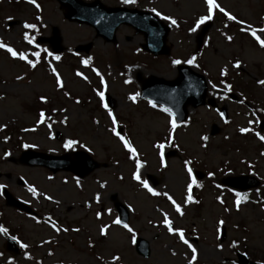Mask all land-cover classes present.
I'll use <instances>...</instances> for the list:
<instances>
[{
    "label": "rangeland",
    "instance_id": "rangeland-1",
    "mask_svg": "<svg viewBox=\"0 0 264 264\" xmlns=\"http://www.w3.org/2000/svg\"><path fill=\"white\" fill-rule=\"evenodd\" d=\"M100 1L110 7L138 8L153 14L158 11L175 19L177 24L172 25L158 16L171 25V54L155 58L141 52L142 36L127 26L117 30L115 43L107 44L96 38L92 28L64 20L54 0H35L34 4L0 0V43L25 54L21 60L0 48V190L7 188L37 214L27 216L5 207L0 194V227L26 245L20 248L17 244L20 254L13 256L5 251L0 236V264H189L192 251L180 240L177 229L196 249L192 264H234L235 251L264 264V141L259 139L264 132H258L259 116L254 112L256 108L264 110V84L257 83L264 80V48L253 44L249 29L264 27V0H215L236 19L229 21L213 9L214 25L196 54L194 34L199 27L190 29L200 16L207 15L205 0ZM10 20L17 23L8 28ZM26 23L35 27L25 28ZM25 33L32 43H26ZM256 34L264 39V33ZM39 35L47 40L55 36L59 39V60L46 55H54L49 43L39 46L38 51L30 47L37 45L33 39ZM86 44H90L87 54L73 52L76 46ZM41 51L45 57L40 56L35 67H30L27 61ZM192 55L196 56L190 65L206 77L210 97L221 103L217 96L225 81L235 87L237 102L224 101L229 107L226 123L203 106L188 108L187 120L172 128V117L138 100V81L151 75L173 80L176 71L172 61L186 63ZM84 60L88 63L83 64ZM237 61L239 67H233ZM221 69L226 73L223 76ZM53 70L61 78L59 88ZM78 71L82 76L76 75ZM99 91L112 98L113 110L101 106L96 94ZM108 111L113 113L115 125ZM41 112L44 119L37 123ZM213 123L221 129L211 137ZM113 127L116 132L121 130L131 144L135 158H130L113 134ZM241 128L249 131L242 133ZM55 132L60 134V141L55 140ZM69 140L76 141L70 146L86 151L99 163V168L84 179L65 172L52 174L17 161L25 149L61 155ZM156 144L165 145L163 153L175 150L177 157L164 159L161 167V150L154 147ZM136 160L141 163L139 170ZM186 163L192 171L215 176L194 184L197 189L189 193ZM134 172L140 180L132 178ZM145 173L158 178L159 186L152 188ZM225 174H251L261 184L237 206L235 192L218 184ZM19 179L22 185H18ZM140 181H146L154 192L167 195H152ZM190 194L200 195L201 202H186ZM112 195L126 206L131 232L112 223L118 219L110 201ZM173 201L180 207L179 213ZM165 217L173 232L164 225ZM104 226L106 234L102 236L99 230ZM221 226L226 238L219 243ZM136 237L149 241L148 259L135 254Z\"/></svg>",
    "mask_w": 264,
    "mask_h": 264
},
{
    "label": "water",
    "instance_id": "water-1",
    "mask_svg": "<svg viewBox=\"0 0 264 264\" xmlns=\"http://www.w3.org/2000/svg\"><path fill=\"white\" fill-rule=\"evenodd\" d=\"M60 7L64 10L63 16L69 22L89 25L94 28L96 35L102 37L106 42L115 40L114 33L121 24L133 27L136 32L142 33L145 44L142 48L155 55H168L169 48L165 45L168 28L164 26L154 16L140 12L137 10H127L122 8H107L98 0L92 3H84L80 0H56ZM12 22L8 26H12ZM210 24H206L198 34L197 46L199 47L204 35L209 29ZM38 42H45L44 39ZM54 52H58L59 40L55 36L51 41ZM89 45L76 48V51L87 52ZM178 76L173 81H166L158 77H151L142 85V98H147L153 103L159 104L164 108L170 109L179 122L183 121L187 115V107L197 108L204 104L206 82L202 75L192 71L188 66H177ZM109 106L113 107L112 100L106 96ZM210 105H214L213 101H209ZM222 118H226L224 109L221 111ZM260 128L264 129V123L260 124ZM215 134V132H212ZM58 137V136H57ZM175 155L167 154V157ZM75 159L72 160L68 155L49 156L32 151L22 153L20 163L29 167H44L56 173L58 171H68L82 178L96 169L98 165L94 163L90 157L83 152L74 153ZM147 179L153 186L158 184L157 180L148 176ZM222 184L240 191L248 190L258 185V181L252 177L227 178L222 180ZM6 206L17 208L29 214L33 212L27 207L15 200L6 190L2 191ZM114 208L116 209L121 223H127L128 213L126 208L117 200V196L111 197ZM225 238L224 229L221 231L220 241ZM6 249L14 250V243L7 239ZM135 250L139 256L147 258L149 256L148 242L143 239H136ZM237 264H256L249 261L243 255L237 253Z\"/></svg>",
    "mask_w": 264,
    "mask_h": 264
},
{
    "label": "snow or ice",
    "instance_id": "snow-or-ice-1",
    "mask_svg": "<svg viewBox=\"0 0 264 264\" xmlns=\"http://www.w3.org/2000/svg\"><path fill=\"white\" fill-rule=\"evenodd\" d=\"M28 3L30 4H34L35 3V0H27ZM122 3L124 4H129V3H135V0H121ZM205 4L207 6V15H202L200 16L196 21H195V27H193L192 29H190V31H196V28L199 27L201 24H203L205 21L207 20H211L212 19V15H213V9H218L221 13H223V15L225 17H227V19L229 21H233L235 20L236 18L229 14V12H227L224 8L222 7H219V5L217 3H215V0H205ZM37 8H38V5H36ZM155 11V10H153ZM155 15L157 16H160L162 19L164 20H168L170 21V23L172 25H176L177 24V21L169 16H162L160 12H155ZM37 19H39V17H37ZM261 20L264 21V17H261ZM237 23H240V21H237ZM24 27L25 28H34L35 25H32V24H24ZM249 29H250V34L253 36V38L257 41V43L261 46V47H264V39H261L259 36H257V31L261 32V33H264V27L258 29V30H252L251 29V26H249ZM24 38L29 42V43H32V40L31 38L28 37L27 33L24 34ZM228 39H231V37H228ZM0 48H4L12 57L14 58H19L21 60H24L25 59V54L24 53H17L16 51H14L11 47H8L2 43H0ZM35 55H39V53H35ZM53 59H56V60H59L60 57L59 56H54ZM195 59V57L189 59L186 61V63L188 64H192L193 63V60ZM28 64L31 66V67H35V64H33V62L31 60H28L27 61ZM83 64H87L88 61L87 60H84L82 61ZM172 63L174 65L176 64H180L181 61L180 60H173ZM239 61H237L233 67H239ZM93 72H96V74L99 76V72L96 71L95 68L92 69ZM53 74L56 76V80H55V83H56V86L59 88L62 86V83H61V78L59 75H56L55 73V70H53ZM222 76L225 75V70L224 69H221V73H220ZM76 75L79 77V76H82V74L78 71L76 72ZM17 79H21V77H17ZM128 81H125V83H127ZM100 83L103 85L104 84V81H103V78H101V81ZM257 83L259 84H264V80H260V81H257ZM229 89V86L228 85H225V90H228ZM99 98H100V102H101V106L104 107L106 110L108 109V106L107 104L104 103V92L103 91H99L96 93ZM65 95H67V93H65ZM130 100H135V97L134 96H129L128 97ZM41 100H45L44 97H41ZM78 102V101H77ZM151 103V102H150ZM153 107H155V105H153ZM162 111L164 112H167V114L171 117L173 115V113L171 112L170 109H167V108H164L162 109ZM108 116L110 118H112V123L113 125L116 124V121H115V118L113 117V113L111 111H108ZM44 119V113L41 112L40 113V120L37 121V123H40L42 122ZM63 123V121H61ZM226 122V121H225ZM170 125L172 128H175L176 127V122L175 120H170L169 121ZM2 127V126H0ZM240 132L244 133V132H248L249 129L247 128H241L239 129ZM112 132L114 135H117L118 138L121 140V142L123 143V146L124 148L127 150L128 153L131 154L130 158H135L136 156V152L135 150L133 149V147L131 146V144L126 140V138L122 135H120L119 133L116 132V129L115 127L112 128ZM169 139H171V132L169 133ZM202 139H206V137H202ZM259 139H261L262 141H264V136H260ZM76 143V141H73V140H69V141H66L65 142V145L64 147L67 148L69 147L70 145ZM25 147H28V145H25ZM154 147H156L157 149L161 150L160 151V164H161V167L164 166V155H163V149H164V144H156L154 145ZM264 154V153H262ZM5 155H7V153H5ZM136 163V168L137 170H139V168L141 167V163L139 160H136L135 161ZM185 167L187 168V163L185 164ZM187 171H188V176H189V183L187 185V188L188 190L190 191L193 187V185L196 183L195 179L193 178L192 176V170L190 168H187ZM209 175L211 176L212 174L209 173ZM132 178L135 179V180H140L139 176L137 175L136 172H134L132 174ZM142 187H144L145 189H147L152 195H167L166 193H156L152 190L151 187H149L148 183L146 181H140ZM29 191L33 192V194H35V189L34 188H30ZM236 196H237V199L235 201L236 205L238 206L242 200L246 199V196L241 194V193H236ZM169 200H171V197H168ZM192 199L191 195H189L186 199V202L187 201H190ZM173 206L175 207V210L179 213L181 210H180V207L175 205V202L173 201ZM227 211V209H226ZM100 216V213H97V217L99 218ZM113 224H116V225H120L121 224V221L120 219H115L113 220L112 222ZM164 225L168 228V231L169 232H173L174 229L170 226V221L167 219V217L164 218V221H163ZM219 223H223V221H220ZM107 226H104V227H101L100 228V234L103 236L105 235V228ZM124 228H126L129 232L132 231V229L127 225V224H124L123 225ZM66 230V229H65ZM219 230V229H218ZM73 231H78V229H73ZM176 234L179 236L180 240L186 244L192 251V260L189 261V264H192V261H194L196 259V249L193 248V246L191 244L188 243V241L184 238L183 236V232L182 230H175ZM0 233H5L6 234V229H4L3 227H0ZM11 239L13 241H15L17 244H19V247L20 248H25L26 245L21 243L19 240H17V238L15 236L11 237ZM25 255H27L25 253ZM118 259L117 257H113V260H116Z\"/></svg>",
    "mask_w": 264,
    "mask_h": 264
}]
</instances>
